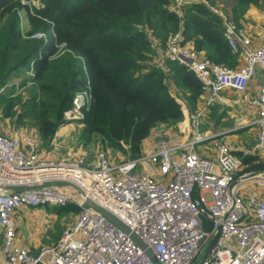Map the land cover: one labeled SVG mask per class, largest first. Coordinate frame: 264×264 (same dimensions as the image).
<instances>
[{
	"label": "built area",
	"instance_id": "2783aa9c",
	"mask_svg": "<svg viewBox=\"0 0 264 264\" xmlns=\"http://www.w3.org/2000/svg\"><path fill=\"white\" fill-rule=\"evenodd\" d=\"M197 3L223 20L227 44L243 63L239 68L213 63L183 44L180 32L168 36L157 65L164 71L168 61L183 65L202 84V104L188 113L191 138L166 134L150 148V136L138 158L118 161L105 150L92 157L80 150L63 154L56 141L41 149L37 135L0 132V264H198L217 234L200 264H264V171L247 170L246 163L264 154V80L257 95L247 93L257 71L264 74V44L254 47L221 1L172 0L168 11L182 16ZM226 90L256 112V138L250 147L215 141L216 157L209 158L197 148L211 139L199 127ZM89 102L88 92L78 93L65 120L79 119ZM48 205H73L78 213L55 243L35 252L18 246L21 210Z\"/></svg>",
	"mask_w": 264,
	"mask_h": 264
},
{
	"label": "trees",
	"instance_id": "16d2710c",
	"mask_svg": "<svg viewBox=\"0 0 264 264\" xmlns=\"http://www.w3.org/2000/svg\"><path fill=\"white\" fill-rule=\"evenodd\" d=\"M171 1L39 0L31 5L30 0H0V117L15 128H34L48 146L76 95L86 91L85 143L97 135L103 150L128 148L131 159L138 158L158 125H177L185 118L181 103L194 112L203 95L201 82L185 66L168 61L164 71L157 65L170 34L180 32L183 44H192L213 63L234 68L238 62L223 20L206 4L189 5L177 16L168 11ZM223 1L231 2L238 27L247 10L264 4ZM37 33L43 36L33 37ZM14 79L28 95L16 93ZM246 163L247 170L264 169L258 158Z\"/></svg>",
	"mask_w": 264,
	"mask_h": 264
},
{
	"label": "rangeland",
	"instance_id": "374dc122",
	"mask_svg": "<svg viewBox=\"0 0 264 264\" xmlns=\"http://www.w3.org/2000/svg\"><path fill=\"white\" fill-rule=\"evenodd\" d=\"M229 3L231 4V2ZM226 4H227V7L230 6V4L228 3ZM21 16H22V28L26 29L28 22H27V14L25 10L21 12ZM18 83H19V80L14 79L10 84L15 85L17 89V92H16L17 94H21L23 95V97L28 95L27 89L18 90ZM72 110H73V107L69 112L65 114V117ZM223 112L224 111L220 113L218 112V109H217V117L211 120L212 123H214V128H216L215 125L216 126L218 125L217 129H220L223 127H228L230 129V128H234L235 126L239 125V123L241 122V117L239 114H236V108H233V111L231 114L228 112L227 114H225ZM82 119H83V115L80 116L79 119L66 121L57 130L53 141H56L61 144L62 146L61 152L63 154H66L67 152H70V151H72L70 154H75L77 152L76 150H80L85 156L92 157L94 156L96 152L103 150L102 148L103 144L101 142V138L97 135L93 137L91 142H89L88 144L85 143V140L82 137V131L84 129V124L82 123ZM216 121H218L217 124H216ZM181 122H184V121H181ZM0 127L3 128V130L5 129L6 132H11L13 130H19L21 134L23 135V137H27V135L29 134L37 135L38 142H39L41 149L42 148L46 149L50 146V144L48 146H44L40 138V133L34 128H31V127L28 128V127H23V126L15 128L14 122L12 120L6 119V118L4 119L1 117H0ZM202 129H203V126H200L199 131L201 134H202ZM0 132H4V131L0 130ZM254 132H255L254 127L247 128L245 130V134L238 135L236 139L237 141H242L244 143H247L250 146L254 140ZM166 134H170V135L178 134L179 135L178 125L176 124L175 125L174 124L173 125L172 124L158 125L153 130L151 138L149 140L150 144L147 147L153 148L154 144L159 139V136H164ZM205 144L208 150L213 149L211 142H207ZM142 150H144V148ZM106 151L109 152V155L113 159L118 160V161H125V160L132 158L131 153L128 148H126L125 152L114 150V149L113 150L107 149ZM258 161L264 163V154L258 157ZM244 172L245 171H243L240 174H243ZM70 206H73V205H68L65 207L48 205V206H45L39 209H32L35 212L34 213L35 216H26L24 213H21L23 222H22V226H20V229L18 231L19 233L18 238H20V240L23 243H25V245H33L34 243H36V244H41V246H47V245H51L55 243L61 237L64 227L67 224L73 222L75 216L78 213L77 208H73ZM40 210L41 212H39Z\"/></svg>",
	"mask_w": 264,
	"mask_h": 264
},
{
	"label": "crops",
	"instance_id": "0c3cea01",
	"mask_svg": "<svg viewBox=\"0 0 264 264\" xmlns=\"http://www.w3.org/2000/svg\"><path fill=\"white\" fill-rule=\"evenodd\" d=\"M230 4V3H229ZM240 27L247 31L253 38V46L257 47L262 44H264V4L261 6V8L257 7H251L247 12L244 14L243 19L240 22ZM188 46L192 47V44H188ZM237 65L234 68H239L243 61L240 56H238L237 59ZM264 80V74L262 71L258 70L254 79L250 82L248 91L250 95H257L260 89V86L262 85ZM201 101L198 103V107L201 105ZM219 107V108H218ZM233 108H236V114H239L241 117V122L239 123L238 126H235L234 128H228V127H223L220 129H217L218 125L214 128V123H212L211 120L215 119L217 117V109L218 112H222L227 114L232 113ZM220 110V111H219ZM188 111L184 110V122H187V127H183L184 122L178 123V132L179 135H174L179 141H185L188 138H191V131L189 129V121H188ZM222 113V114H223ZM256 119V112L252 109L248 110L246 108V104L243 103L240 99V95L235 93L234 91L231 90H226L224 91L221 96L218 98V101L214 106L210 108L206 116L204 117V121H202L201 126H203L202 129V135L203 136H210V140L204 142L201 147H197L198 151L204 154L205 156H208L209 158H215V151L213 149H207L206 144L207 142L212 143V147L214 146L215 141H223L226 143L231 144L233 147H238L240 145H245L249 146L247 143H244L242 141H237L238 135L245 134V130L247 128L254 127V140L252 144L255 141L256 138V132H257V127L256 125L252 124L253 120ZM224 120V119H222ZM217 124V121H216ZM0 130L4 131V133H9L6 132L5 129L0 127ZM205 144V145H204ZM251 144V145H252ZM204 145V146H203ZM250 145V146H251ZM249 146V147H250ZM41 212V210L39 211ZM21 213H24L26 216H35L34 215V210L24 208L21 210L19 213V219H18V227L17 231H19L20 226H22V215ZM18 233V232H17ZM19 236V233H18ZM17 245L20 247H27L29 248L32 252H35L37 248L41 247V244H36L34 243L33 245H25L20 238L17 240ZM0 257H1V252H0Z\"/></svg>",
	"mask_w": 264,
	"mask_h": 264
},
{
	"label": "water",
	"instance_id": "95a60500",
	"mask_svg": "<svg viewBox=\"0 0 264 264\" xmlns=\"http://www.w3.org/2000/svg\"><path fill=\"white\" fill-rule=\"evenodd\" d=\"M235 183H238V181H236ZM88 204H89V206H93L90 202H88ZM107 216H108L111 220H113L114 223H115L117 226H119L120 228H122L124 231L129 232V230H128L125 226H123L120 222H118L117 220L113 219V218L110 217L109 215H107ZM203 222H204V224H208V222H207L206 220H203ZM206 230H209V229L206 228ZM131 238L134 240V242H135L139 247H141L142 249L145 250V252H146L147 255H149L150 257H153L151 251H149V250L146 248V246L144 245V243H143V242H142V241H141L136 235H134V234L131 233ZM217 238H218V234L215 235V236L211 239V241L209 242V244H208L207 247L205 248L204 252L202 253V255H201V260L198 262V264H200L201 261L209 255L211 249L213 248L214 244H215L216 241H217Z\"/></svg>",
	"mask_w": 264,
	"mask_h": 264
}]
</instances>
